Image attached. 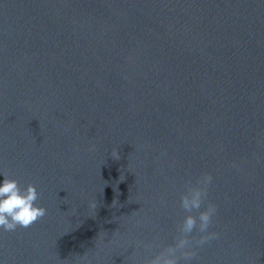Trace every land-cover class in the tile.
<instances>
[{
	"label": "water",
	"instance_id": "obj_1",
	"mask_svg": "<svg viewBox=\"0 0 264 264\" xmlns=\"http://www.w3.org/2000/svg\"><path fill=\"white\" fill-rule=\"evenodd\" d=\"M4 176L0 264H264V0H0Z\"/></svg>",
	"mask_w": 264,
	"mask_h": 264
},
{
	"label": "clouds",
	"instance_id": "obj_2",
	"mask_svg": "<svg viewBox=\"0 0 264 264\" xmlns=\"http://www.w3.org/2000/svg\"><path fill=\"white\" fill-rule=\"evenodd\" d=\"M210 180V177L205 178V182H210ZM203 195L205 193L195 191L190 196L182 197V207L189 212L194 208L198 209ZM38 199L39 193L34 185L21 188L15 179L7 176L0 178V229L14 231L17 227L27 228L43 218L46 215V209L36 203ZM213 212L214 209L209 208L207 212L200 214L201 231L207 229ZM195 225V218L188 216L184 222V231L191 232Z\"/></svg>",
	"mask_w": 264,
	"mask_h": 264
}]
</instances>
